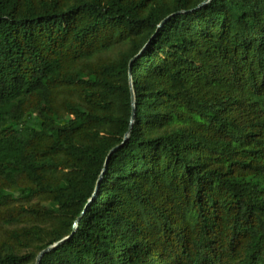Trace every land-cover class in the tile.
I'll use <instances>...</instances> for the list:
<instances>
[{
  "label": "trees",
  "instance_id": "1",
  "mask_svg": "<svg viewBox=\"0 0 264 264\" xmlns=\"http://www.w3.org/2000/svg\"><path fill=\"white\" fill-rule=\"evenodd\" d=\"M206 1L0 0V264H264V0Z\"/></svg>",
  "mask_w": 264,
  "mask_h": 264
},
{
  "label": "water",
  "instance_id": "2",
  "mask_svg": "<svg viewBox=\"0 0 264 264\" xmlns=\"http://www.w3.org/2000/svg\"><path fill=\"white\" fill-rule=\"evenodd\" d=\"M208 1H209V0H207L206 2H208ZM166 21H167V20H164V21L158 26V28H160V27H161ZM142 51H143V50H142ZM142 51H141L136 57H134V58L130 61V63H129V76L131 75V64L133 63V61H134L135 59H137V58L139 57V55L142 53ZM131 99H132V101L134 100V93H133V92H131ZM133 111H134V107H133ZM127 135H128V134H126V136H125V140H126ZM66 240H68V239H64V240H62V241L56 243L55 245H53V246H51V247H48V248H46L44 251H42V252L39 254V256L37 257L36 264H39L40 259H41V257H42L44 254H46V253H48V252H50V251L56 249L59 245H61V244H62L63 242H65Z\"/></svg>",
  "mask_w": 264,
  "mask_h": 264
}]
</instances>
